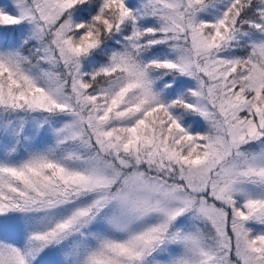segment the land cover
<instances>
[{"label":"snow or ice","instance_id":"6c2138e0","mask_svg":"<svg viewBox=\"0 0 264 264\" xmlns=\"http://www.w3.org/2000/svg\"><path fill=\"white\" fill-rule=\"evenodd\" d=\"M0 264H264V0H0Z\"/></svg>","mask_w":264,"mask_h":264}]
</instances>
